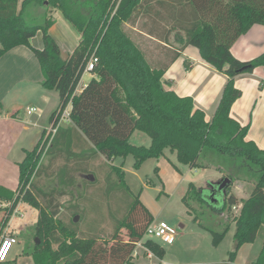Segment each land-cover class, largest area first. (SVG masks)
<instances>
[{
  "label": "trees",
  "instance_id": "1",
  "mask_svg": "<svg viewBox=\"0 0 264 264\" xmlns=\"http://www.w3.org/2000/svg\"><path fill=\"white\" fill-rule=\"evenodd\" d=\"M31 4L46 10L44 16H40L41 23L28 22L29 17L34 20L38 15L28 11ZM55 9L61 11L80 34L77 46L65 57L48 31L53 24L51 12ZM255 24L264 26V0H23L20 8L18 0H0V57L15 46L29 47L41 69V84L59 94V104L49 117L53 135L42 137L33 149L25 152L18 163L15 191L0 186V200L9 203L0 208L3 211L1 226L6 225L19 201L38 210L34 227L38 243L35 239L32 246L27 241L24 244V253L29 252L34 264H132L136 242L143 238L147 226L154 220L148 208L137 199V209L120 220L111 219L115 227L110 244L99 242V239L105 240L100 229L96 233L83 231L87 233L84 235L77 228L81 210L75 207L71 224H65L58 218L59 206L44 205L35 194L33 179L42 169L43 157L66 155L69 161L79 158L78 167L74 169L77 170L85 162L89 164L94 155L101 157V164L106 168L115 158L128 154L134 157L135 165H139L148 157L163 155L165 149L174 152L176 159L190 168H207L213 165L212 156L222 158L224 166L216 167L231 181L243 177L252 180L246 199L238 198L227 189L225 192L216 190L214 199L223 196L220 212L239 204L240 210L231 219L225 216L221 231L205 227L215 246L230 222H234V247L228 253L230 261L243 243H252L259 237L260 248L249 264H264V148L247 138L248 125H241L230 114L233 102L241 96L235 77L251 73L257 66L264 67V51L248 60H240L231 52L237 38ZM39 30L41 48L30 44ZM173 32L182 33L180 47L170 42ZM132 35L157 40L164 51L161 59L165 55L166 59L149 58ZM186 45L197 48L206 63L227 77L209 120L191 96H179L166 88L162 80L164 72ZM92 54L97 58L90 71L92 77L75 93ZM68 105L70 124L65 128L59 122ZM135 130L149 136L148 146L130 142ZM56 145L58 149L53 153ZM110 165L104 182L115 173L125 192H129L122 165ZM64 167L59 168L61 174L68 170ZM212 188L216 185L197 188L189 182L181 197L187 212L193 209L191 198L201 205L218 204V200L214 203L210 199ZM111 201L123 204L126 199L121 196ZM124 228L126 239L119 233ZM143 244L162 258L164 249L158 241L145 238ZM0 264L17 263L6 260Z\"/></svg>",
  "mask_w": 264,
  "mask_h": 264
},
{
  "label": "crops",
  "instance_id": "2",
  "mask_svg": "<svg viewBox=\"0 0 264 264\" xmlns=\"http://www.w3.org/2000/svg\"><path fill=\"white\" fill-rule=\"evenodd\" d=\"M22 1L18 0L19 8ZM40 10L42 11L38 16L43 17L46 13L43 7L31 4L28 8L29 12L34 13ZM51 17L53 24L48 31L62 53L64 52L65 55L62 57H65L77 46L80 34L64 18L61 11L53 10ZM255 25L238 37L231 46V52L236 58L248 60L264 51L262 43L251 36ZM58 27L63 32L60 37L61 43L53 33L57 32ZM63 35H67V39L72 38L69 43L64 40ZM180 38H183L181 32L178 34L173 32L169 39L172 45L178 47L181 45ZM239 39L244 40L237 42ZM62 42L65 44L62 45ZM239 43H242V53L237 48ZM30 44L37 48L43 46L40 30L30 39ZM196 49L191 45L184 46L179 57L164 72L162 80L166 82V88L172 89L179 96H191L195 105L204 110L205 117L206 114L209 115L206 117L209 120L217 107L227 77L206 63ZM41 82L39 63L29 47L15 46L0 57V186L12 191H15L18 185V163L24 158L27 150L33 149L42 137L49 135L51 128L49 117L59 104L58 92L43 87ZM81 83L84 85L82 81ZM234 83L241 90V96L233 102L230 114L241 125H248L247 138L264 148V68L259 66L251 73L240 74L235 77ZM31 107L35 110L28 112ZM47 120L50 128L47 127ZM63 121L70 124L69 120ZM8 205V202L0 200V208ZM2 214L3 211L0 210V239L6 235H14L17 239L15 244L29 242L30 233L34 231L38 219V210L24 201H19L5 226H1ZM180 227L183 228L184 225L180 224ZM189 234H193L192 239L202 238L206 241L209 239L203 232L197 230H190L189 233L178 231L173 242L167 244L169 247L162 244L164 249L162 258L148 256L140 248L138 257H134L133 260L139 257L157 260L147 264H249L260 247L256 246V240L252 243H243L235 258L230 261L228 253L232 249L220 254L217 252L218 248L214 245L211 248L208 242L204 250L196 253L193 260H189ZM191 249L196 251V246H192ZM16 263L18 264L17 261ZM32 263L34 264L33 260Z\"/></svg>",
  "mask_w": 264,
  "mask_h": 264
},
{
  "label": "rangeland",
  "instance_id": "3",
  "mask_svg": "<svg viewBox=\"0 0 264 264\" xmlns=\"http://www.w3.org/2000/svg\"><path fill=\"white\" fill-rule=\"evenodd\" d=\"M41 11L42 10L36 11L34 14H41ZM37 16L35 17L36 19L33 18L34 20H31L32 17H29L28 22L41 23L43 18ZM253 28L254 31H251V36L259 40L264 46V26L255 25ZM53 33L60 42L61 33H63L61 28L58 27L57 32L55 31ZM132 37L145 50L149 58L158 61L159 58L161 59V57L164 56V51L161 49L162 46L153 39L136 35H132ZM63 38L67 43L72 39L71 37L67 39V35H63ZM243 38L246 39L247 37ZM239 40L240 41L237 42H241L244 39ZM64 44L65 43L62 42V45ZM241 44L242 43H239L237 45V48L240 49L239 51L242 49ZM181 45L177 46L180 47ZM240 53H242V51ZM61 55H65L64 52L62 53V50ZM164 59H166V55L165 58L161 60ZM90 74V71L83 73L81 77L83 84L88 82ZM206 117H209V115L206 114ZM60 125L65 128L69 126V124L63 120H61ZM47 127L50 128L48 120ZM53 132L54 130L51 131L50 128L49 135H45V139L53 135ZM129 140L135 145H148L150 142L149 136L139 130L133 131ZM58 142L59 140L57 143ZM57 149L58 146L56 145V149L53 153H55ZM48 155L51 156L52 154L49 153ZM78 159L79 158H75L73 161H69L66 160V155L57 156L56 158H50L49 156L43 157L42 169L33 179L34 192L38 195L39 200H42L41 202H43L44 205L59 206L58 218L65 224H71L73 213L76 211L75 207H77L79 211L81 210L78 213L81 218L77 228L81 232L87 231L89 233H96L100 229V232H104L105 239H99L101 243L107 241L109 242L108 244H110L111 242V236L114 234L115 227L111 219L120 220L127 215L129 211L137 209L135 200L138 199L148 208L154 217V221L164 220L175 227L179 232L189 233L190 230H197L203 232L209 238L208 241L202 238L196 240L194 238L192 239L193 234H189V260H193L196 253L206 248L208 242L210 243L208 246H213L212 236L207 228L221 231L225 222V216L227 215L229 219H231L238 215L240 210L239 204L220 212L219 207L223 196L219 195L217 196L219 203L213 206L211 205V207L207 204H198L195 198H191L192 200L190 203L193 208L191 209V213L187 212L186 207L181 201V197L187 189L188 182H193L197 188H211L214 183L221 181L226 176L224 172H220L216 167L217 165L224 166L225 160L216 156L210 158L214 166L208 165L207 168H190L188 165L179 162L176 159L175 153L168 149L164 150L163 155L159 157H148L139 165H135V159L131 154H128L124 158L117 157L110 164L117 166L122 165L124 170L123 179L129 192H125L115 173L111 175L110 179L104 182L108 168L111 170V165L107 164L105 165L106 168H104L101 164L103 161L99 155L92 156L89 164L85 162L84 165H80V168L74 170L78 167ZM62 166H65L64 168L68 170L63 171L61 174L60 169ZM83 166L87 168L84 170ZM251 188L252 180L243 177L233 180L226 189L227 192L233 193L238 198L246 199ZM121 196L126 199V202H123V204L111 201L113 198H121ZM193 196L196 197L194 194ZM194 217H197L196 221ZM180 224H183L184 227L181 228ZM126 231L127 230L124 228L119 232L125 239L127 238ZM234 231L235 224L234 222H230L224 236L218 241L217 245H215V247L218 248V253L221 254L228 251V249H233ZM83 234L87 235V233L84 232ZM90 235L97 236V234ZM35 239L34 231H32L29 237V244L31 246ZM183 244L186 245L185 243ZM163 245L169 247L167 244ZM257 245H261V239L259 237L256 239V246ZM31 246L28 249L29 251L32 249ZM52 246L55 247L54 245ZM192 246H196V251H192ZM24 248L25 245L23 242L15 244L9 253L8 259L15 260L18 264H33L29 252L26 254L24 253ZM138 250H140V248H138ZM133 262L134 264H147L148 262H157V260L139 257L135 258Z\"/></svg>",
  "mask_w": 264,
  "mask_h": 264
},
{
  "label": "built area",
  "instance_id": "4",
  "mask_svg": "<svg viewBox=\"0 0 264 264\" xmlns=\"http://www.w3.org/2000/svg\"><path fill=\"white\" fill-rule=\"evenodd\" d=\"M96 61H97V58L94 56V54H92L90 56V58L88 59L86 65H85L84 72L91 71L94 68ZM81 88H82V84H81V80H80V83L77 85L74 92L76 93V92L80 91ZM34 110H35V108L31 107L28 110V112H32ZM68 110H69L68 107H66L63 110V112L61 114L60 121L61 120H69ZM177 233H178V230L175 227H173L172 225H170L169 223H167L166 221H164V220L154 221L153 220L147 226V228L145 230L144 238H142L140 241L136 242L135 249L132 252L133 258L138 257V255H139L138 248H142L147 253L148 256L154 255L151 250H149L147 247L144 246L143 240L145 238L150 237L151 239L158 241L160 244H170L173 242ZM147 236H149V237H147ZM16 242H17V239L14 235H6L0 239V262H4L7 260L10 249L13 246V244H15Z\"/></svg>",
  "mask_w": 264,
  "mask_h": 264
},
{
  "label": "water",
  "instance_id": "5",
  "mask_svg": "<svg viewBox=\"0 0 264 264\" xmlns=\"http://www.w3.org/2000/svg\"><path fill=\"white\" fill-rule=\"evenodd\" d=\"M232 183L231 179L225 176L221 181H217L213 185H216V188H212L210 190V199L212 202L216 203L217 200L213 198L214 193L216 190H224ZM74 220H77V216L75 217ZM36 243H38V240L36 239Z\"/></svg>",
  "mask_w": 264,
  "mask_h": 264
}]
</instances>
